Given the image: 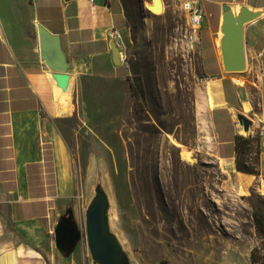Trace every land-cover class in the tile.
Wrapping results in <instances>:
<instances>
[{
  "label": "rangeland",
  "instance_id": "374dc122",
  "mask_svg": "<svg viewBox=\"0 0 264 264\" xmlns=\"http://www.w3.org/2000/svg\"><path fill=\"white\" fill-rule=\"evenodd\" d=\"M115 1L111 7L121 5L131 38L121 51L131 69L133 102L129 90L126 95L113 85L121 91L117 106L96 103L90 87L77 117L62 124L74 154L76 187L58 219L71 213L82 237L70 254L51 263L98 264L84 230L85 211L100 191L107 232L122 250L123 264H258L250 252L264 259V233L256 230L252 213L264 220V177L250 188L238 187L215 153L211 81L201 79L202 69L210 73L217 66L209 32L201 28L199 48L189 51L179 1L160 0L159 13L146 6L151 0ZM224 74L226 89L239 99L236 111L244 112L245 100L251 110L244 113L259 114L255 62L245 55L244 69ZM182 149L190 152L189 160Z\"/></svg>",
  "mask_w": 264,
  "mask_h": 264
},
{
  "label": "crops",
  "instance_id": "0c3cea01",
  "mask_svg": "<svg viewBox=\"0 0 264 264\" xmlns=\"http://www.w3.org/2000/svg\"><path fill=\"white\" fill-rule=\"evenodd\" d=\"M107 1L0 0V264H52L63 257L54 244L53 228L76 182L74 154L61 126L77 117L84 92L91 87L94 102L115 107L121 91L113 85L120 86L126 95L129 90L132 106L131 69L122 57L119 64L113 62L108 31L113 26L122 34L125 28L127 47L131 38L121 5L111 7ZM210 1H203L210 17L205 16L202 29L214 47L224 5L264 9V0ZM38 24L59 37L66 79L41 58ZM243 40L247 59L259 71V103L264 106V12L244 23ZM215 54L216 71L201 70L215 76L209 83L215 153L237 186L250 188L264 177V136L260 173L237 171L233 137L241 132L232 110L240 106L239 99L235 90L226 89L228 77L216 47ZM241 107L244 111L242 102Z\"/></svg>",
  "mask_w": 264,
  "mask_h": 264
},
{
  "label": "water",
  "instance_id": "95a60500",
  "mask_svg": "<svg viewBox=\"0 0 264 264\" xmlns=\"http://www.w3.org/2000/svg\"><path fill=\"white\" fill-rule=\"evenodd\" d=\"M226 5L223 6V9ZM162 11V2H157L154 12ZM256 15L248 12L241 19L240 26L226 36L224 44L227 52V65L223 67L228 71H239L245 66V51L243 40V23L252 20ZM40 56L46 64L58 70V76L66 79L63 72L67 67V61L61 51L59 37L41 24H38ZM113 62L119 64L121 61L119 48L113 41L110 42ZM238 125L245 132H249L252 119L242 111L235 112ZM107 203L100 191H97L91 204L85 211V238L89 254L94 263L98 264H123L124 255L116 239L107 232L106 228ZM54 244L60 254L66 256L72 252L82 237V232L71 213L60 216L53 228Z\"/></svg>",
  "mask_w": 264,
  "mask_h": 264
},
{
  "label": "built area",
  "instance_id": "2783aa9c",
  "mask_svg": "<svg viewBox=\"0 0 264 264\" xmlns=\"http://www.w3.org/2000/svg\"><path fill=\"white\" fill-rule=\"evenodd\" d=\"M93 1V0H88ZM179 1L182 11L185 13L187 18V32L185 33V48L187 50H196L200 45V30L206 12L204 9V0H177ZM108 37L110 41H113L115 45L119 48L120 53L121 48L124 47L123 39L121 33L116 30L113 26L108 31ZM121 56V55H120ZM122 57V56H121ZM201 79L207 83L215 79V76L203 75ZM231 82L233 84L239 85L241 83L240 78L231 77ZM252 119V125L248 134L258 135L260 137L264 136V106H261L259 114H254Z\"/></svg>",
  "mask_w": 264,
  "mask_h": 264
},
{
  "label": "bare ground",
  "instance_id": "6f19581e",
  "mask_svg": "<svg viewBox=\"0 0 264 264\" xmlns=\"http://www.w3.org/2000/svg\"><path fill=\"white\" fill-rule=\"evenodd\" d=\"M157 2H160V0H151L149 2H146L145 4L150 10H152L154 12V6H155V4H157ZM248 12H252L255 15H257V14H262L264 12V9H252L243 3H234V4H227L226 8L223 9L221 12L219 30H218L215 38H214V43H215L218 59L220 60L223 67H225L227 65V52H226V46L224 44V39L226 38V36H228L229 34L234 32L238 28V26H240L241 19ZM120 55L123 57L122 52L120 53ZM52 75H53V72H52ZM64 104H65V102H64ZM242 106H243V109L245 112H249L251 110L249 103L245 100L242 101ZM59 108H61V107H59ZM60 111H62V110H60ZM232 111H233V114H235L236 110H232ZM240 132H243V129L241 127H240ZM174 142L177 145H179V143L177 141H174ZM180 155L187 160H189L191 157L190 152L188 150H184V149H182L180 151Z\"/></svg>",
  "mask_w": 264,
  "mask_h": 264
},
{
  "label": "trees",
  "instance_id": "16d2710c",
  "mask_svg": "<svg viewBox=\"0 0 264 264\" xmlns=\"http://www.w3.org/2000/svg\"><path fill=\"white\" fill-rule=\"evenodd\" d=\"M115 1V0H114ZM110 0L107 1L109 3ZM116 2V1H115ZM118 5V3H117ZM122 39L124 44L128 43L126 29L122 28ZM132 95H134V89L132 85ZM234 150L236 154L235 167L237 171L246 172L254 175L260 173L259 170V152H260V136L247 134L243 136L241 134H235L233 137ZM254 153V156H250V153ZM253 223L256 230L259 233H264V220L258 212L252 213ZM250 260L258 264H264V259L260 256H255L253 249L250 252Z\"/></svg>",
  "mask_w": 264,
  "mask_h": 264
}]
</instances>
